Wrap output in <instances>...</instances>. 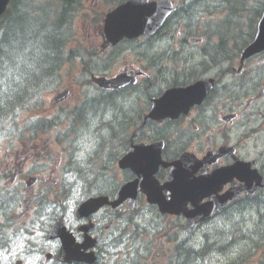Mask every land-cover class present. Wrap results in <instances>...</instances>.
<instances>
[{
    "label": "flooded vegetation",
    "instance_id": "obj_1",
    "mask_svg": "<svg viewBox=\"0 0 264 264\" xmlns=\"http://www.w3.org/2000/svg\"><path fill=\"white\" fill-rule=\"evenodd\" d=\"M189 58H192L191 55ZM203 58L204 55L199 57V59ZM212 58L214 55H210L207 65ZM259 61L262 63L260 85L247 91L248 94L254 93L252 98L248 100L246 96L241 102L230 101L220 105L205 101L202 105L193 108L188 116H182L175 122H166L163 126V128H173L175 124L181 125V127H175L170 133L180 135L177 136V143L197 142L192 152L198 159L204 161L200 163V169L193 173L191 179L195 181L202 176H207L210 184L199 188L194 198L198 202L188 208H193L201 217H205L208 211H212L211 217L206 222L196 225L194 229L208 232L215 239L214 243L209 245L205 241L203 243L196 241L191 245H182L186 241V232L170 229L174 235L164 236L165 246L135 244L134 249L129 246L128 251L121 257L110 255L108 251H103L107 248L105 244L114 240L115 234H120V230H114V228L119 226L117 222L127 213H121L120 209L111 211L112 209L107 207L97 213L102 220H107V224L97 234L93 233L94 242L98 243L92 249L96 256L94 264H264L261 256L264 254V216L262 214L264 187L248 194L250 184L254 189L264 179V119L257 114L260 111L258 108L249 110L251 103L256 100L264 102V54L260 56ZM158 67L163 71L161 62L158 63ZM198 67H204V64L198 63V59L193 56L185 76L197 74ZM246 67L252 70L253 61H250ZM160 74L162 76V73ZM144 77H141L140 85L153 86ZM241 81L246 82V85L252 83L251 77L248 76V69L245 70ZM185 82L184 78L177 81L182 86L186 84ZM236 87H241V84L237 83ZM224 88L225 86L222 90ZM151 100L152 96L145 103L148 105ZM97 103L101 105L99 101ZM133 104L139 109L147 107L139 102ZM192 125H194L195 134L190 136L187 130ZM249 152L255 153V157H250ZM87 171L88 176L82 178L78 175L77 179L71 183L69 206L86 192H89L88 197L114 198L121 185L132 177L127 171L123 177L125 182L118 177V180L110 183L102 175L91 176V167L87 168ZM160 173L161 178L165 179L167 172ZM135 199L137 206H141L138 212H146L143 206L146 204L145 195L138 193ZM132 214L138 216L137 211ZM166 216L170 218V215ZM85 228L86 224L75 229L76 241L82 242L87 237V233L80 232ZM105 228H107L106 231ZM195 235L190 236L188 242L195 240ZM126 237L130 243L129 236L126 235ZM106 238L108 240H105ZM58 252L54 251L55 254ZM51 264H60L59 257H54ZM72 264L84 263L73 262Z\"/></svg>",
    "mask_w": 264,
    "mask_h": 264
},
{
    "label": "trees",
    "instance_id": "obj_2",
    "mask_svg": "<svg viewBox=\"0 0 264 264\" xmlns=\"http://www.w3.org/2000/svg\"><path fill=\"white\" fill-rule=\"evenodd\" d=\"M80 0H66L52 5L43 1L14 0L8 13L0 20V79L8 75L6 85H0V132L4 136L40 133L41 121L22 122L21 114L42 103V94L54 83L59 70L69 59L64 56L69 38L68 26ZM65 28V29H64ZM221 48V47H220ZM226 51L225 45H222ZM212 62L220 63L219 48L209 52ZM33 64L17 65V57ZM54 79V80H53ZM35 99V100H34ZM122 107H118L117 111Z\"/></svg>",
    "mask_w": 264,
    "mask_h": 264
},
{
    "label": "water",
    "instance_id": "obj_3",
    "mask_svg": "<svg viewBox=\"0 0 264 264\" xmlns=\"http://www.w3.org/2000/svg\"><path fill=\"white\" fill-rule=\"evenodd\" d=\"M8 2L9 0H0V15L5 11ZM145 2L146 0H132L109 16L110 22L106 23V31L110 40L153 30L158 18L163 15V10L152 4L148 6ZM260 31L264 35V28Z\"/></svg>",
    "mask_w": 264,
    "mask_h": 264
},
{
    "label": "rangeland",
    "instance_id": "obj_4",
    "mask_svg": "<svg viewBox=\"0 0 264 264\" xmlns=\"http://www.w3.org/2000/svg\"><path fill=\"white\" fill-rule=\"evenodd\" d=\"M217 3V1L215 0V2H212L211 3V1H210V5L211 6H213V5H215ZM196 8V10H194L191 14H190V17H189V21H191V20H198V19H200L201 17H205L206 16V14H204L203 12H199V9H197V7H195ZM222 11V10H221ZM218 12V11H216V10H212V11H209L208 10V16L210 17V19H213V18H216V17H219V13H220V18H222V19H219V21H216L215 22V25H217L218 23H221L222 21H224L225 19H223V18H225L226 16H224V13H222V12ZM207 17V16H206ZM81 34H83V31H78V37L76 38V41L73 43V44H70L69 46H70V48L71 49H77V48H80V46H81V43H82V37H81ZM168 48H170L171 50L174 48V45H173V43L172 42H170V43H168V45H164L163 46V51H166V49H168ZM164 53V52H163ZM164 64H171V62H170V60L169 59H167V60H165L164 62H163ZM67 70L69 71V73H67V71H64V72H62V74L60 75V77H59V79H60V81H61V83L60 84H65V83H68V81L70 80V78H73V77H75V78H79V77H81V75H82V72H81V66H67ZM54 80V79H53ZM66 87V86H65ZM64 87V88H65ZM55 96V94H53L52 95V97H54ZM55 101H57L56 100V98H55ZM108 111L106 112V111H104V113L102 114V115H105L106 113L108 114L111 110H112V107L110 106V107H108V109H107ZM101 115V116H102ZM111 115V114H110ZM32 115L31 114H25V116H24V118H27V117H31ZM33 116H34V114H33ZM90 116L91 117H93V116H95L94 114H90ZM102 121V118H100L99 120H98V122H97V124H96V128H99L100 127V122ZM112 129V128H111ZM110 129V130H111ZM57 147H61V149L59 150L60 152H64L63 151V149H62V145H61V143H59L57 146H56V151H58L57 150ZM30 149H27V151H25V152H23V153H21L20 154V156H23L24 158H26V156H27V154H30ZM65 155H67V153H65ZM64 155V156H65ZM26 159H28V158H26ZM17 163L19 164L20 163V159H18V161H17ZM9 169V167H8V163L5 161V160H2V161H0V176L1 175H3L4 173L6 174L7 172V170ZM82 174V173H81ZM8 185H9V183L7 182V183H5L3 186H2V188H4L5 190H8ZM11 187V186H10ZM14 251H16V249H14ZM5 256V255H4ZM34 260V258H31V259H29V262H31V261H33Z\"/></svg>",
    "mask_w": 264,
    "mask_h": 264
},
{
    "label": "bare ground",
    "instance_id": "obj_5",
    "mask_svg": "<svg viewBox=\"0 0 264 264\" xmlns=\"http://www.w3.org/2000/svg\"><path fill=\"white\" fill-rule=\"evenodd\" d=\"M234 13L237 16H240L241 11H240V4H238L236 7L233 8ZM206 56L208 58H210V53L207 52ZM95 97L93 99H89L88 100V104L85 107V109L83 111H81L78 115V117L80 119H89L91 118L90 114H94L95 116H101L104 111H108V107H110L111 103L117 102L119 100V98H106L100 95H94ZM35 100V99H34ZM100 102L101 105H98L97 102ZM90 166H87V168H89ZM80 177L84 178L86 176H88L87 174L82 175L81 173L79 174Z\"/></svg>",
    "mask_w": 264,
    "mask_h": 264
},
{
    "label": "snow or ice",
    "instance_id": "obj_6",
    "mask_svg": "<svg viewBox=\"0 0 264 264\" xmlns=\"http://www.w3.org/2000/svg\"><path fill=\"white\" fill-rule=\"evenodd\" d=\"M16 59H17V65H18V66H19L20 63H24V64H26L27 67L30 68V69H34V67H35L33 64L28 63V62L24 59L23 56L17 57ZM7 80H8V75L6 74V75L4 76L3 79H0V85H6V84H7ZM4 92H7V87H4L3 92H0V95H3ZM107 118H108V117H106V119H107ZM85 139H86V138H85ZM81 144H82V146H84V141H83V140L81 141ZM90 147H91L90 145H87V146H86V149H90ZM79 158H80V159H85V154H84V152H81V153H80V157H79Z\"/></svg>",
    "mask_w": 264,
    "mask_h": 264
}]
</instances>
